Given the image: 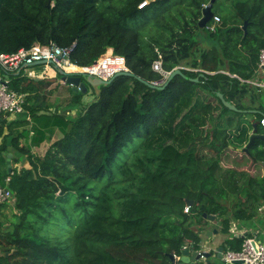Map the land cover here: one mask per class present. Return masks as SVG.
Returning <instances> with one entry per match:
<instances>
[{"label":"trees","instance_id":"trees-1","mask_svg":"<svg viewBox=\"0 0 264 264\" xmlns=\"http://www.w3.org/2000/svg\"><path fill=\"white\" fill-rule=\"evenodd\" d=\"M233 1L223 15L217 0L213 31L214 17L200 26L211 0H0V55L75 44L71 62L85 68L112 49L135 75L114 78L86 104L69 88L70 108L55 111L40 82L10 77L36 124L22 145L0 116V188L13 196L0 203V264H174L185 248L200 250L204 214L222 218L224 232L229 212L253 216L224 206L241 196L221 164L227 138L217 126L208 145L201 137L212 99L230 111L219 93L244 107L264 49V0ZM160 56L166 71L183 72L164 90L138 80L162 79L152 69ZM44 142V156L34 155ZM24 157L28 167L17 168ZM246 197L259 202L264 191ZM243 244L235 238L228 250Z\"/></svg>","mask_w":264,"mask_h":264},{"label":"crops","instance_id":"crops-1","mask_svg":"<svg viewBox=\"0 0 264 264\" xmlns=\"http://www.w3.org/2000/svg\"><path fill=\"white\" fill-rule=\"evenodd\" d=\"M43 69V65H35L31 68V71H34L35 74V77L31 79L41 83L35 85V87L47 86L46 93H53L51 97H48L49 102L54 104V107L51 108L52 110L69 109L70 106H68L67 99L70 95L67 92H69L70 87L61 81L57 71L49 69L46 75L43 73ZM10 77L8 78L9 81ZM246 82L250 85V92L243 100V108L238 109L236 104L230 102L236 107V110L223 111L218 102L212 99L214 121L212 123L209 122L206 127V134L202 132L203 136L201 135V137L208 145V141L212 139L211 130L215 126L222 131V135H225L229 146L227 149L221 151V164L225 170L230 169L235 173L234 178L239 181L237 189L241 191V196L233 204H225L224 206L243 210L247 208L248 213L253 211L254 214L250 218L237 219L232 215V212H229L226 215L229 221L228 232L222 231L223 220L218 216H216L215 221L206 218V221L202 224L198 223V232L201 239L199 244L200 250L210 254L208 259H203L201 262L209 261L212 264H225L222 256L219 258V249H223V253L226 252L230 246L228 243L232 242L235 238L245 241V238L253 237L258 242L264 243V210H260L264 205V199L260 198L261 200L258 202V199L246 197V195L252 193L261 194L264 191V156H260L261 151L264 150V141L258 138L252 144V146L255 145L253 149L251 146L249 152H245L244 150L251 136H264V133L259 128V120L264 117V68H260L259 63L253 78ZM60 93L62 95H59ZM93 99L94 89L89 87V91L86 94V102L89 103ZM32 102H34L33 99L29 102V105ZM5 119L7 120L6 127L12 125L11 127L14 129L15 134H21V144H30L34 135L33 127L36 123L32 119L28 108L25 107L24 113L20 115L8 116ZM26 131H28V139L24 136ZM45 143L48 142H44L43 144ZM11 154L13 158L15 153L11 152ZM26 165L28 163L24 157L19 169ZM245 235L246 237L243 238Z\"/></svg>","mask_w":264,"mask_h":264},{"label":"built area","instance_id":"built-area-1","mask_svg":"<svg viewBox=\"0 0 264 264\" xmlns=\"http://www.w3.org/2000/svg\"><path fill=\"white\" fill-rule=\"evenodd\" d=\"M221 23V18L215 16L211 30H215L216 26ZM75 48V44L71 47L60 48L56 45L41 46L35 45L31 49H22L15 54L0 55V116L12 117L17 116L25 111L27 104V95L9 89L8 78L14 74L23 73L29 78L35 77L31 68L36 64L44 66V74H48L49 69L63 70L68 74H84L109 81L116 77L117 74L130 71L124 57L116 55L112 49H109L104 56L89 67H79L71 62V54ZM75 66L78 70H71ZM259 67L264 68V49L259 54ZM152 69L159 74L162 79L155 83L157 86H163L172 72L164 69L162 57L160 56L154 62ZM259 128L264 133V117L259 120ZM13 200L12 194L3 188H0V203H8ZM260 210H264V205ZM189 212V208L185 209ZM178 260L179 257H176ZM222 260L225 264H235L242 262L243 264H264V243L258 242L255 238H245L244 244L240 251L227 250L222 253Z\"/></svg>","mask_w":264,"mask_h":264},{"label":"water","instance_id":"water-1","mask_svg":"<svg viewBox=\"0 0 264 264\" xmlns=\"http://www.w3.org/2000/svg\"><path fill=\"white\" fill-rule=\"evenodd\" d=\"M217 0H211V2L205 7L204 11H203V18L200 21V26L202 28H205L207 26V24L209 22H211V20L214 17V5L216 4ZM244 29H246V24L243 27ZM45 63H39L36 65H42ZM58 75L60 76L61 81L68 85L71 90L74 93H82V94H87L89 91V87H92L96 93V96L100 95V88L102 86H107L109 85L112 80L111 79L109 81H103L101 79H97L95 77L89 76V75H84V74H68L63 70H57ZM179 75H183L182 72V68H176L174 71H172V73L170 74L169 78L167 79L166 83L163 86H157L155 84H151L141 78H138L139 81L145 83L146 85H148L149 87L153 88V89H158V90H164L167 88V86L169 85V83L172 81L173 78H175L176 76ZM119 76H130L133 77L135 76L133 73H131L130 71L128 72H122L116 75V77ZM115 77V78H116ZM195 82H198V79L193 80ZM218 96L221 98L222 102L224 103V105L232 110H236V107L234 105H232L230 102H228L224 96L219 93ZM258 138H261L264 141V136H258V135H253L250 137L249 143L248 145L245 147V152H249V149L251 148L252 144L254 143V141ZM264 150H262L261 152H263ZM7 163H8V167L11 170V166H12V154L9 153L8 158H7ZM192 203H189V206H191ZM204 218H207L209 220L215 221L216 220V216L215 215H207L204 214L203 215ZM245 236H243V238H245ZM223 253V249H219V258H221ZM210 257V254L208 252L205 251H196L192 248H185L182 251V256L177 260L176 257L172 256V261L174 264H198L200 263L203 259H208ZM235 264H243L242 262H237Z\"/></svg>","mask_w":264,"mask_h":264},{"label":"rangeland","instance_id":"rangeland-1","mask_svg":"<svg viewBox=\"0 0 264 264\" xmlns=\"http://www.w3.org/2000/svg\"><path fill=\"white\" fill-rule=\"evenodd\" d=\"M233 4H235V2L233 0H219L218 5L215 6V11L220 12L223 15L230 14V13L233 12V11H231L233 9V7H234ZM46 89H47V86H43V87H40L39 88V90L41 91V93H46L47 92ZM67 94H70V92H67ZM59 95H62V93H60ZM64 95H66V94H64ZM51 96H49V97H51ZM87 100H86V95H85L84 98H83V102L86 104V103H88V102H86ZM48 102H49V100H48ZM49 103H51V102H49ZM186 112H187V110L185 111V113ZM208 124H209V122H207L206 125H204L205 127H204V129L202 131L205 134H206V127L208 126ZM10 130L8 128H6V132L5 133L6 134L9 133ZM202 136H203V134H202ZM57 138H58V136H55V138L53 140H56ZM50 144L51 143H45L41 147L35 148L34 151H33V154L34 155H37V156H44V154L46 153V151L49 149ZM10 151L13 152L14 149L13 148H10ZM20 166H21V163H18V165H16L17 168H19ZM26 166L28 167V165H26ZM6 215L8 217H11L12 216L11 215V211L10 210H6Z\"/></svg>","mask_w":264,"mask_h":264},{"label":"bare ground","instance_id":"bare-ground-1","mask_svg":"<svg viewBox=\"0 0 264 264\" xmlns=\"http://www.w3.org/2000/svg\"><path fill=\"white\" fill-rule=\"evenodd\" d=\"M70 69H71V70H78V68L75 67V66H72Z\"/></svg>","mask_w":264,"mask_h":264}]
</instances>
